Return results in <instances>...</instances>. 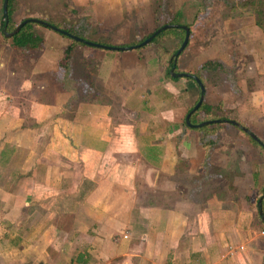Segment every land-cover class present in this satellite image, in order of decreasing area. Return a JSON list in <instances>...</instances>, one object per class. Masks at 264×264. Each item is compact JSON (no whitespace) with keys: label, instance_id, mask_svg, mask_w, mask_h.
<instances>
[{"label":"crops","instance_id":"obj_1","mask_svg":"<svg viewBox=\"0 0 264 264\" xmlns=\"http://www.w3.org/2000/svg\"><path fill=\"white\" fill-rule=\"evenodd\" d=\"M65 1L96 25L93 43L138 45L171 21L183 34L104 50L39 24L29 69L0 58V264H264V149L228 122L264 129L253 13L218 24L206 46L189 29L176 55L191 26L179 0L158 28L153 0ZM2 2L0 45L16 54L5 33L42 17L5 22ZM181 74L201 80L205 108L194 110L200 89ZM205 121L215 133L194 127Z\"/></svg>","mask_w":264,"mask_h":264},{"label":"rangeland","instance_id":"obj_2","mask_svg":"<svg viewBox=\"0 0 264 264\" xmlns=\"http://www.w3.org/2000/svg\"><path fill=\"white\" fill-rule=\"evenodd\" d=\"M2 1V0H1ZM129 1V0H128ZM161 1L163 8L159 6ZM182 2V7L185 11L184 17V25L194 24V33L191 37V42L193 45L206 46L211 40V36L218 35L216 33V26L222 23L233 15H241L244 13L252 12L255 17V22L257 23V27L264 31V0H179ZM155 2L153 5L145 4L147 8L151 10H155L158 12L160 21L156 24V27H160L162 23H167L172 15V8L174 7L175 2L177 0H153ZM70 4V3H69ZM131 5V3H130ZM137 7V2H134V6ZM133 6V7H134ZM145 7L141 8V12L143 9H147ZM73 7V6H72ZM71 4L68 6L65 0H12V8H13V16L15 22L20 21L23 18H28L31 16H41L42 20L46 22H54L58 24L61 29L65 31H76V33L82 34L84 37L88 39L96 38L98 35L94 33L96 29V25L88 24L86 17L85 20L80 17L78 20H75L76 15H71ZM167 11V12H164ZM262 12L260 17V21L257 20V13ZM77 12L78 10L75 9ZM89 10H87L88 12ZM164 12V13H163ZM200 16V18H198ZM197 17V20H196ZM224 19V20H223ZM223 20V21H222ZM198 24V25H197ZM197 25V26H196ZM42 28V27H41ZM143 30V29H142ZM214 31V32H213ZM75 33V34H76ZM73 34V33H71ZM74 34V35H75ZM77 36V35H76ZM91 37V38H90ZM114 37H117L116 35ZM216 37V36H215ZM127 38V36H126ZM130 38H134V35L130 34ZM204 38H209L206 41ZM224 36L222 37V39ZM227 41L226 45H230L231 38L226 37ZM128 40V39H127ZM88 41V40H87ZM214 41V40H213ZM91 42V41H90ZM207 42V43H206ZM2 38L0 37V44H2ZM219 43V42H217ZM5 46L0 45V58L5 57L7 60H16L18 57V53L16 54H5ZM11 68V66L9 67ZM222 68V67H221ZM255 69L260 71L258 68ZM263 71V70H262ZM256 74V73H255ZM262 77V81L257 80L256 83H263L264 87V74H260ZM259 79L258 77H256ZM233 118L237 119V116H233ZM249 119V118H248ZM236 121V120H235ZM250 121V120H249ZM247 119L239 122L241 126L247 128L253 136H255L259 141L264 142V129L261 128L259 130L254 123L249 124ZM250 127V129H249ZM247 137H250L246 134Z\"/></svg>","mask_w":264,"mask_h":264},{"label":"trees","instance_id":"obj_3","mask_svg":"<svg viewBox=\"0 0 264 264\" xmlns=\"http://www.w3.org/2000/svg\"><path fill=\"white\" fill-rule=\"evenodd\" d=\"M255 11L257 13V20L260 21V17L262 15V12H258V10H255ZM12 13H13L12 0H8V16L10 17L12 15ZM169 24H174V22L171 21V22H169ZM54 25H55V27H58L56 24H54ZM37 26H40V25L37 24V23H27L20 29V31L18 33L14 34L10 38V40L12 41V47L18 50L19 61H21L22 63H25L26 66L28 67V69L30 68V66H28V64L26 62L35 60L36 53L38 51H40L41 45H42V42H43L42 38L40 36H38L33 31V29L35 27H37ZM8 28L11 29L10 23L8 25ZM189 29H190V31H192L194 29V24H191ZM178 31L183 34V31L180 30V29H173V28L166 29V30L160 32L155 38H153L151 43L157 41L159 38H161L162 36L166 35L167 33L178 32ZM75 35H77L78 37H80L82 39H85V40H88V41H92L91 39H88L87 37H84L80 33H76ZM147 37L148 36H146L145 38H147ZM145 38H143V39H141L139 41H136L135 43H137V42L139 43V42L143 41ZM189 39H190V36H189ZM182 40H183V37H182ZM71 42L74 43V44H81V43L75 42L73 40H71ZM81 45L86 46L84 44H81ZM70 59H71L70 49H66L62 60L59 62V71H60L61 75L65 74V73L67 75L69 73V71H70L69 70ZM214 65L215 64L212 63V62L206 63L203 66V69L204 68L205 69L206 68L207 69L208 68H212ZM196 74H197V76H199L198 73H196ZM203 108H205V106L201 105L197 111H200ZM200 130H202L204 133L207 134V133L211 132L212 130L214 131L215 129L213 128V125H205V126L201 127ZM214 133H215V131H214ZM248 138H249V140L251 141L252 144L256 145V142L253 139H251L250 137H248Z\"/></svg>","mask_w":264,"mask_h":264},{"label":"water","instance_id":"obj_4","mask_svg":"<svg viewBox=\"0 0 264 264\" xmlns=\"http://www.w3.org/2000/svg\"><path fill=\"white\" fill-rule=\"evenodd\" d=\"M2 15H3V18L5 19V22H7L8 20V0H3L2 2ZM27 23H37V24H40L42 26H45L51 30H53L54 32H57L67 38H69L70 40H73L75 42H79L81 44H84L86 46H89V47H93V48H99V49H104V50H136L142 46H145L147 45L148 43H150L153 38L155 36H157L161 31L165 30V29H169V28H177V27H180L178 25H174V24H169V25H165L161 28H159L158 30H156L151 36H149L148 38H146L142 43L138 44V45H134V46H130V47H127V48H118V47H111V46H106V45H101V44H98V43H93V42H90V41H87L85 39H82L74 34H71L63 29H60L58 27H55V26H52L51 24L47 23V22H44L42 20H37V19H26L24 21H22L19 25L16 26V28L13 30V32H10V33H5V36L6 37H12L14 34L18 33L19 30ZM182 29L185 31V35H184V39L180 45V48L178 49L176 55L180 54L181 51L184 50V48L186 47L187 43H188V39H189V34H190V31H189V28L183 26ZM181 76L183 77H186V78H192L196 84L198 85L199 89H200V97H199V100L197 102V105L195 106L194 110H196L202 103L203 101V98H204V94H205V87L203 86L201 80L197 77V76H194V75H190V74H181ZM189 118V116H188ZM187 118V119H188ZM214 122H218V121H205L197 126H194V127H200V126H204V125H208V124H211V123H214ZM231 125L235 126L236 128L240 129L241 131H243L245 134H248L250 136L251 139H253L255 142H257L259 145H261L264 149V144L259 141L255 136H253L252 134H250L249 130L243 126H241L239 123L237 122H234V121H228ZM187 124L189 126H191L189 124V121L187 122ZM193 127V126H192ZM261 217H262V220L264 221V216L262 215L261 211H259Z\"/></svg>","mask_w":264,"mask_h":264},{"label":"built area","instance_id":"obj_5","mask_svg":"<svg viewBox=\"0 0 264 264\" xmlns=\"http://www.w3.org/2000/svg\"><path fill=\"white\" fill-rule=\"evenodd\" d=\"M124 238H126V237H124Z\"/></svg>","mask_w":264,"mask_h":264}]
</instances>
